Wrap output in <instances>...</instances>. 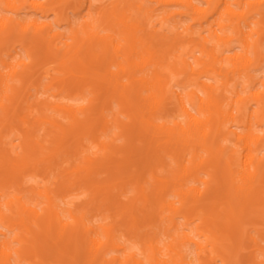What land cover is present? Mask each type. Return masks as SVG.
<instances>
[{"label": "bare ground", "instance_id": "6f19581e", "mask_svg": "<svg viewBox=\"0 0 264 264\" xmlns=\"http://www.w3.org/2000/svg\"><path fill=\"white\" fill-rule=\"evenodd\" d=\"M200 1L0 0V264H264V0Z\"/></svg>", "mask_w": 264, "mask_h": 264}, {"label": "rangeland", "instance_id": "374dc122", "mask_svg": "<svg viewBox=\"0 0 264 264\" xmlns=\"http://www.w3.org/2000/svg\"><path fill=\"white\" fill-rule=\"evenodd\" d=\"M194 2L200 3L201 1L200 0H194ZM147 4L149 5V3H147ZM170 8L171 9H176V10H183V7L182 6H178V5L172 6ZM3 13H6V12L4 11ZM69 15L71 16V18H73V20L79 21L78 15L72 14L71 12H69ZM48 20L49 21H52V16H50L48 18ZM179 20H182L184 23L189 22V19L187 17H182L180 19L178 16H176L174 19H171L169 21V23L170 24H174L175 22H178ZM263 45H264V42H263ZM235 48H236V50H239L238 47H235ZM259 59H260V61H259L258 67L257 68H253L251 72L255 76L262 77L263 74H264V52H263V55L260 56ZM38 96H39V98H45L46 97V94L39 93ZM84 101H86V98L84 99ZM262 128H264V126H262ZM117 142H120V140H118ZM200 176L203 177V178H205V179L207 178V176L205 174H200ZM52 177H54V176H52V174H50L49 175V178H52ZM39 180H40V178L38 176H29V175H26L24 177V179H23V185L26 188H29L30 186H34ZM81 201H82V198H80L79 196H77V193H74V194L68 196L67 198H65L64 200H59L58 202H59L60 206L64 207V206H67L68 203L78 204L79 205V203ZM246 246L243 247L240 250V254L245 255V254H247L249 252V250L251 249L249 247V242H246ZM184 248H185L186 252L189 253L190 257L192 258L193 263L196 264L198 260H197V255H196V251H195L194 246H190L189 247L187 245ZM253 254L255 255V259L256 260L261 259V256L259 255V253L255 252ZM212 264H222V261L218 257V258H216L214 260V262L212 261Z\"/></svg>", "mask_w": 264, "mask_h": 264}]
</instances>
